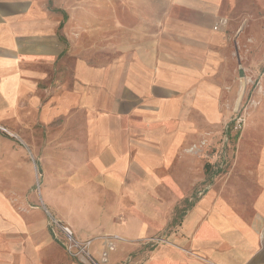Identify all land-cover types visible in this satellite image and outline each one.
<instances>
[{
	"label": "crops",
	"instance_id": "crops-1",
	"mask_svg": "<svg viewBox=\"0 0 264 264\" xmlns=\"http://www.w3.org/2000/svg\"><path fill=\"white\" fill-rule=\"evenodd\" d=\"M254 7L264 10V0H0L3 116L30 118L37 112L46 119L40 123L47 133L45 127L61 113L60 108L44 104L45 86L66 72L81 81L101 82L107 69L103 58L110 53L119 54L122 60L117 82L122 108L126 95L140 105L143 125L126 128L104 120L124 116V110L118 109L115 114L100 115L99 125L90 131L95 138H81L78 148L74 142L78 149L74 158L82 152L86 158L70 179L75 181L74 189L90 180L102 195L106 192L118 199L124 197L126 182L139 181L130 214L118 205L112 210L110 205L104 207L108 212L103 232L126 242L107 253L104 241H94L90 252L101 264H264V105L248 120L227 182L194 204L186 200L188 206L183 209L175 206L180 219L174 226L171 223L165 241L150 247L143 243L156 236V224L151 223L163 220L168 209L156 202L157 167L160 161L170 162L177 146L174 141L186 131L181 121L177 135L163 143L154 124L174 116L184 118L191 102L200 114L216 117V109L209 104L218 100L219 90L203 78L222 68L228 43L225 31L212 27L222 18L232 23L246 17L254 23L261 17ZM253 23L246 29L251 28V35L256 30L259 38ZM246 29L237 39L246 37ZM246 68L264 69V63L251 62ZM262 78L264 86V73ZM23 101L33 107L26 110ZM44 142L43 159H53L47 152L50 149L63 148L59 136ZM125 167H130L128 172ZM173 175L163 176L169 194L175 193L170 187L178 179ZM42 196L48 195L44 192ZM73 228L80 237L95 234L92 227L85 232ZM159 230L165 231L163 227ZM0 264L83 262L66 254L63 236L46 222L39 207L19 215L0 191Z\"/></svg>",
	"mask_w": 264,
	"mask_h": 264
},
{
	"label": "rangeland",
	"instance_id": "rangeland-1",
	"mask_svg": "<svg viewBox=\"0 0 264 264\" xmlns=\"http://www.w3.org/2000/svg\"><path fill=\"white\" fill-rule=\"evenodd\" d=\"M253 10L254 13L261 14V17H258L260 20L252 22L261 35L259 38L255 36L256 30L251 35L252 30H248L251 28L246 29L248 23L250 24L246 17L240 22L232 23L222 18L226 21L224 24H221V19L212 27L213 30L225 31L228 43L222 68L205 74L203 78V81L219 90L218 100L209 104L211 108L216 109V117L210 119L200 114L191 102L184 118L174 116L154 124L161 133L163 143L172 141L177 135L181 121L186 131L183 132L182 138L178 136L174 141L177 146L169 156L170 162L165 165L160 161L157 167L160 180L156 186V202L158 205L167 206L168 209L163 214V220L151 223L156 224L157 234L143 242L148 247L165 241L166 233L172 228L171 223L174 226L179 221V213L174 212L175 206L183 209L188 206L186 200L194 204L206 192L227 182L236 158L237 144L242 139L248 120L252 112L264 105V69L246 68L251 62L264 63V10L257 11L255 7ZM244 29L247 35L241 41L237 37ZM119 56L116 53L104 55V66L107 69H104L101 82L97 81V84L81 81L79 76L76 78L71 72H66L59 81L45 86L47 98L44 104L50 108H60L61 113L57 120L45 127L47 133L42 132L44 127L40 123L42 119H46L41 118L35 111L30 118L20 115L5 117L2 111L4 109L0 111V191L5 194L13 210L19 215H27L33 207H39L46 222L60 237L63 235L59 227H67L78 242H90V248L94 241H104L107 253L116 251L117 244L126 240L103 232V218L108 212L104 207L110 205L108 208L112 210L118 205L120 209H124L125 214H130L133 211V202L136 201L133 190L137 189L139 181L126 182L127 189L121 195L124 197L114 199L108 197L106 192L102 195L103 191L90 180L81 181L80 187L74 189L75 181L70 179L86 161L83 152L74 158L78 150L74 142H77L78 148L81 138L85 141L86 137H96V134H91L90 131L99 125L100 115L115 114L118 109L121 112L124 110L125 115L121 118L104 117V120L108 119L109 124H119L126 128L144 124L138 115V102L126 95V105L122 108L120 96H117L120 88L117 82L121 74L119 63L122 61ZM129 89L132 88L126 87V90ZM63 99L70 102H62ZM118 103L120 108L117 107ZM22 105L26 110L33 107L26 101H23ZM76 130L78 132L74 133ZM54 136L60 137V146L63 148L59 147L54 151L50 149L47 152L52 154L53 159H43L44 141ZM71 143L73 144L69 148ZM157 143L160 144L159 141ZM129 168L125 167V171L128 172ZM164 173L178 176L177 182L170 187L175 189L174 194L167 191L169 186L164 183ZM181 173L184 174L183 181L180 180ZM44 192L47 197L42 196ZM186 195L187 199L184 198ZM145 198L148 199L147 196ZM73 227L82 232L94 228L95 234L80 237ZM161 227L165 231H160Z\"/></svg>",
	"mask_w": 264,
	"mask_h": 264
},
{
	"label": "built area",
	"instance_id": "built-area-1",
	"mask_svg": "<svg viewBox=\"0 0 264 264\" xmlns=\"http://www.w3.org/2000/svg\"><path fill=\"white\" fill-rule=\"evenodd\" d=\"M226 21L222 20L221 24ZM62 231V235L65 241V251L70 257L78 258L82 260L83 264H101L90 253V242H78L73 236L72 232L67 227H59ZM106 254L102 256L103 260H106Z\"/></svg>",
	"mask_w": 264,
	"mask_h": 264
}]
</instances>
